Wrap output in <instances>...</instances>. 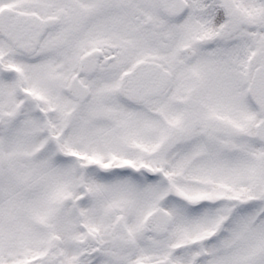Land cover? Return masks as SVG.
<instances>
[{"label": "snow or ice", "instance_id": "6c2138e0", "mask_svg": "<svg viewBox=\"0 0 264 264\" xmlns=\"http://www.w3.org/2000/svg\"><path fill=\"white\" fill-rule=\"evenodd\" d=\"M0 264H264V0H0Z\"/></svg>", "mask_w": 264, "mask_h": 264}]
</instances>
